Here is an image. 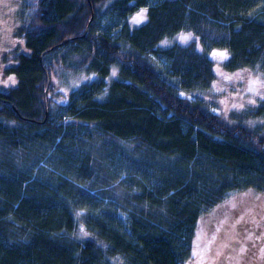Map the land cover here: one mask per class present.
I'll return each mask as SVG.
<instances>
[{
    "label": "trees",
    "instance_id": "obj_1",
    "mask_svg": "<svg viewBox=\"0 0 264 264\" xmlns=\"http://www.w3.org/2000/svg\"><path fill=\"white\" fill-rule=\"evenodd\" d=\"M18 1L24 50L2 57L16 83L0 91V264H256L264 218L221 232L232 196L264 197V101L224 119L200 96L210 49L227 53L226 74L264 77V0ZM179 32L203 51L159 46ZM58 67L96 78L66 89Z\"/></svg>",
    "mask_w": 264,
    "mask_h": 264
},
{
    "label": "rangeland",
    "instance_id": "obj_2",
    "mask_svg": "<svg viewBox=\"0 0 264 264\" xmlns=\"http://www.w3.org/2000/svg\"><path fill=\"white\" fill-rule=\"evenodd\" d=\"M18 2V0H0V91H7L16 83V80L13 77L4 75L2 57L10 55L14 50H24L21 42L13 36V33L18 26L16 20ZM145 20L146 12L145 9L142 8L131 14L127 18V23L130 27H136L142 24ZM172 44H194L196 50L203 51L197 37L189 32H179L173 36L167 37L159 43V46L167 47ZM206 55L214 63L216 79L210 88L200 97L208 102L212 111L220 114L224 119H227L231 111H240L247 107H256L260 102L264 101V77L260 72L244 71L234 74H226L222 67V63L227 58V53L224 50L210 49L206 52ZM55 71L56 73L51 78L52 83L60 85L66 89H74L81 83L96 78V74L73 72L60 67L56 68ZM116 71V66H112L110 74L106 78L107 81H111L116 76ZM259 124H261L264 129V120H261ZM232 199L235 201H231L230 206L234 203L236 204H234L229 211L231 213L230 215L233 218L235 217V219L233 222L231 219L224 220L223 231L221 232L223 235L224 233H230L235 226H240V221L242 224L246 223L247 225L250 221L264 218L263 196L258 194L249 195V193H246L235 197L232 196ZM251 211H253V213H251ZM242 216L247 218L242 220ZM210 227L211 225L209 224L206 226L203 225L201 237L205 236L206 239H201L207 240L209 239V236L217 239L218 241L214 244V250H220V244L223 237L219 239L220 234L219 236H217V234L215 236L213 234L214 231H212ZM261 255L262 256L256 264H264V252ZM196 264L200 263L197 262Z\"/></svg>",
    "mask_w": 264,
    "mask_h": 264
},
{
    "label": "water",
    "instance_id": "obj_3",
    "mask_svg": "<svg viewBox=\"0 0 264 264\" xmlns=\"http://www.w3.org/2000/svg\"><path fill=\"white\" fill-rule=\"evenodd\" d=\"M67 40H64L63 43H65Z\"/></svg>",
    "mask_w": 264,
    "mask_h": 264
}]
</instances>
